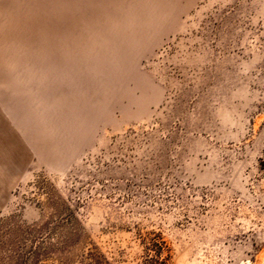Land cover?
I'll list each match as a JSON object with an SVG mask.
<instances>
[{
	"label": "rangeland",
	"instance_id": "374dc122",
	"mask_svg": "<svg viewBox=\"0 0 264 264\" xmlns=\"http://www.w3.org/2000/svg\"><path fill=\"white\" fill-rule=\"evenodd\" d=\"M152 243L264 264V0H0V264Z\"/></svg>",
	"mask_w": 264,
	"mask_h": 264
},
{
	"label": "trees",
	"instance_id": "16d2710c",
	"mask_svg": "<svg viewBox=\"0 0 264 264\" xmlns=\"http://www.w3.org/2000/svg\"><path fill=\"white\" fill-rule=\"evenodd\" d=\"M150 247L146 248L148 250L142 264H165V259L161 257V247L155 243L150 244ZM152 252L151 253H149ZM47 253V247L40 244H33L29 249L24 250L16 257H12L13 264H39L40 258L43 254ZM83 264H108L96 253L90 252L83 259Z\"/></svg>",
	"mask_w": 264,
	"mask_h": 264
}]
</instances>
